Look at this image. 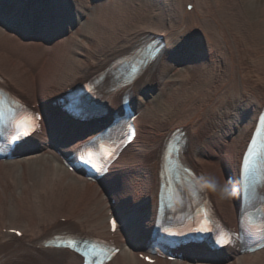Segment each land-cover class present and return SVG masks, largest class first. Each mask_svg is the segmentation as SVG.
I'll use <instances>...</instances> for the list:
<instances>
[{"label":"bare ground","instance_id":"6f19581e","mask_svg":"<svg viewBox=\"0 0 264 264\" xmlns=\"http://www.w3.org/2000/svg\"><path fill=\"white\" fill-rule=\"evenodd\" d=\"M5 1L0 78L16 102L37 110L44 121L39 134L17 147L16 158L0 160V264H82L77 253L55 246L58 237L72 235L113 245L118 251L107 264L264 262V247L244 254L233 244L215 248L206 237L174 243L172 257L149 250L157 241L151 239L156 223L168 219L176 225L191 213L176 204L177 178L190 168L196 176L186 174L189 188H201L205 207L195 206L199 219L211 207L218 229L239 225L241 162L256 151L251 137L264 119V0H1L0 6ZM156 38L164 43L162 54L129 91L137 137L101 180L71 170L65 161L115 111L122 114V91L110 93V78H97L117 59L126 56L132 63L135 49ZM188 56L195 63H185ZM182 70L196 78L172 75ZM147 88L166 95L163 107L142 97ZM72 90L86 98L76 115L64 100ZM87 99L95 111L85 112ZM85 131L91 135L84 137ZM172 152L183 166L169 162L167 171L163 161ZM167 180L169 188L175 184V204L172 193L167 202L160 198V181ZM243 218L248 225L257 221L254 214ZM175 230L159 231L160 241Z\"/></svg>","mask_w":264,"mask_h":264},{"label":"snow or ice","instance_id":"6c2138e0","mask_svg":"<svg viewBox=\"0 0 264 264\" xmlns=\"http://www.w3.org/2000/svg\"><path fill=\"white\" fill-rule=\"evenodd\" d=\"M145 47H151L150 45H145ZM7 101L5 99V93H3L2 91H0V118H3L5 113L9 110L6 107ZM39 117L33 116V115H26L24 116L18 123L17 125V135L13 137L14 140L16 139H20L23 136H27L29 134V132L31 130H35L36 127H38V121ZM177 144H179V141H177ZM173 151H178V147L174 146L173 147ZM249 151H252L251 147L249 149ZM115 152L114 149L113 150H106L102 153H100V156L102 158H110L112 156H114ZM87 159L84 160V162L86 164H90L93 167L99 169L101 166L99 164H96L93 162V153L92 152H87ZM83 159V156H82ZM243 168L244 171L246 172H255L258 168L261 170H264V152H260V153H255L253 152V154L251 156H246V158L244 159L243 162ZM112 224V228L113 231L116 230L117 227V223L116 220L113 219L111 221ZM15 232V230H12ZM200 231H209V229L204 228L201 229ZM262 231H264V229H262ZM16 235H22L19 232H15ZM57 240L59 241L55 246L56 247H62V248H69L72 249L74 251H79V245L81 244L80 240H77L73 237H65V238H57ZM231 240H225L222 241V243H230ZM91 251V250H90ZM81 255H84V253H81ZM93 255H95V253L93 252ZM85 264H91V262L89 261H85ZM100 264H103V262L101 261Z\"/></svg>","mask_w":264,"mask_h":264},{"label":"rangeland","instance_id":"374dc122","mask_svg":"<svg viewBox=\"0 0 264 264\" xmlns=\"http://www.w3.org/2000/svg\"><path fill=\"white\" fill-rule=\"evenodd\" d=\"M261 1V0H260ZM190 46V45H189ZM186 49V48H185ZM189 48H187L186 50H184V52L185 53H189L190 54V50H188ZM193 50V49H192ZM194 52H195V50H194ZM193 56H194V53L192 54ZM191 55V56H192ZM189 57L188 56V59L185 61V63H187V64H190V63H193L194 62V60H193V57ZM195 63V62H194ZM186 69H189V70H191L192 68L190 67V66H186ZM194 70V69H193ZM181 73H175V72H173V76L174 77H187V78H189V79H195L196 77L194 76V75H192V73H186L185 71H180ZM194 74V73H193ZM170 85H173V84H170ZM170 85H169V87H170ZM175 85H173L172 87H174ZM148 88H151L149 85H148ZM148 88L145 90V91H142L141 92V95H142V97L144 98V99H146V100H150V101H152V103L153 104H155V106H158V107H163V102H164V100H166V95L165 94H163L162 92H158L159 90L158 89H154L153 91H149L148 90ZM173 90V89H172ZM158 96V98H160L159 100L157 99V101H156V97ZM158 101H160V102H158ZM108 195V194H107ZM81 196V195H80ZM83 197V195L81 196V198ZM77 198V196L75 195H73V198L71 199L72 201H74V199H76ZM84 198V197H83ZM258 262H259V260H257ZM261 264H264V262H261Z\"/></svg>","mask_w":264,"mask_h":264}]
</instances>
